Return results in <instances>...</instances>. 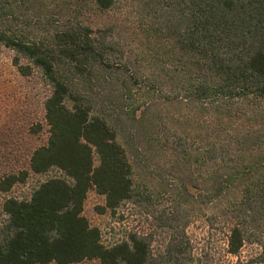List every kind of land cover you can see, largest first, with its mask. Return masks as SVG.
I'll use <instances>...</instances> for the list:
<instances>
[{
    "label": "trees",
    "instance_id": "trees-1",
    "mask_svg": "<svg viewBox=\"0 0 264 264\" xmlns=\"http://www.w3.org/2000/svg\"><path fill=\"white\" fill-rule=\"evenodd\" d=\"M140 1L144 18L153 19L149 26L169 39L178 57L174 99L203 114L204 138L175 133V148H182L190 165L205 167L204 196L219 199L228 254L240 258L246 246H256L257 264H264V0ZM118 2L90 0L102 12ZM42 5L44 0H0V45L14 53L22 77L37 69L50 86L43 104L47 144L31 153L28 169L0 177V194L8 195L32 175L47 176L29 197L0 204V264H191L189 244L179 235L157 254L139 232L105 246L101 231L85 217L91 191L105 197L100 214L147 200L117 132L60 74L62 58L103 64L113 44L95 36L80 20L83 12L76 20L63 16L64 28L47 30L44 23L54 18ZM237 106L247 123L235 120ZM159 219L177 232L182 228L185 237L190 222L180 227L176 217Z\"/></svg>",
    "mask_w": 264,
    "mask_h": 264
},
{
    "label": "rangeland",
    "instance_id": "rangeland-1",
    "mask_svg": "<svg viewBox=\"0 0 264 264\" xmlns=\"http://www.w3.org/2000/svg\"><path fill=\"white\" fill-rule=\"evenodd\" d=\"M44 2L42 6L54 18V22L44 23L47 30L64 28L66 14L76 20L75 16L83 12L80 20L114 48L103 64L82 66L62 58L60 65V74L74 94L117 132L133 165L135 183L147 200L144 206L131 203L116 213L100 214L97 208L105 205V197L91 191L84 215L101 231L103 244L110 246L132 232H139L149 238L157 254L179 235L189 244L191 264H257L256 246H246L240 258L228 254V234L223 228L225 219L219 210V199L208 201L204 196L205 167L190 165L182 148H175V133L184 138L195 132V138H204L203 114L200 109L174 99L175 70H180L178 57L169 39L161 38L149 26L153 19L144 18L141 1L119 0L109 12L95 9L90 0L82 4L80 0ZM13 58L14 53L0 45V177L28 169L31 153L47 144L50 130L43 107L50 86L37 69L30 77H22ZM236 108L235 120L247 123L241 112L243 107ZM191 110H196L198 124L192 123ZM261 111L264 116V110ZM38 125L43 130L35 133L33 128ZM241 162L242 159L239 166ZM46 179L47 176L32 175L8 195L0 194V204L8 197H29L38 183ZM162 215L164 219L178 218L180 227L190 222L185 237L179 233L182 228L177 232L164 225L159 219ZM79 264L101 263L94 260Z\"/></svg>",
    "mask_w": 264,
    "mask_h": 264
}]
</instances>
